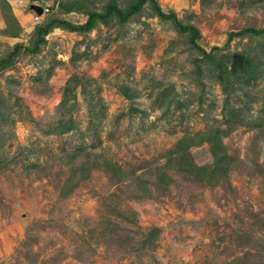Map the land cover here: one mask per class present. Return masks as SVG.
I'll list each match as a JSON object with an SVG mask.
<instances>
[{
    "label": "rangeland",
    "instance_id": "obj_1",
    "mask_svg": "<svg viewBox=\"0 0 264 264\" xmlns=\"http://www.w3.org/2000/svg\"><path fill=\"white\" fill-rule=\"evenodd\" d=\"M109 1L0 0V59L21 45L0 68V264H264V64L228 95L200 51L219 46L229 68L249 48L264 62V33H240L264 29V0H157L199 30V47L148 2L126 21L53 27L30 49L37 25H80ZM67 2L80 9L65 12ZM31 3L49 10L37 15ZM233 108L247 116L228 125ZM67 118L76 128L57 133ZM213 127L227 173L212 171L208 142L169 154Z\"/></svg>",
    "mask_w": 264,
    "mask_h": 264
},
{
    "label": "trees",
    "instance_id": "obj_2",
    "mask_svg": "<svg viewBox=\"0 0 264 264\" xmlns=\"http://www.w3.org/2000/svg\"><path fill=\"white\" fill-rule=\"evenodd\" d=\"M150 3V5L156 10V12L160 15L162 18H172L175 20V22L178 25V28L181 32H187L189 34V40L191 44L195 45L196 47H199L197 43V38L200 36L199 30L193 26V25H184L182 24L178 19L174 12H165L162 7L158 4L157 0H131L129 4L126 7H121L116 0H110L106 6L101 11L98 10H92V9H86L85 11L88 14L87 20L85 23L77 25L73 24L66 18H60V17H54L50 18L45 23L39 24L36 26V37L34 39V46L30 49L32 51H35L39 48V45L43 42H46V35L52 30L53 27H65L72 31H87L92 28H94L99 22L108 23L111 21L114 17L119 18L121 21H126L131 15L134 13L140 11L142 6L145 3ZM81 4V3H80ZM79 3H69L62 4L63 9L65 12H71L73 10H79L80 9ZM30 9L33 10L37 15L44 12V7L41 5H37L34 3H31L29 5ZM41 10V12H40ZM11 21V20H9ZM8 27H10V31L8 32L11 36H17L19 32L22 30L21 25L18 23L16 19H13V23L10 24ZM246 31L252 32L254 35H261L264 33V29H257L254 27H248L245 30H242L240 33H246ZM234 34H232L233 36ZM231 36V37H232ZM231 37L229 39H231ZM20 44L16 45L14 47V50L12 53H10L6 58L0 59V68H4L11 63H13V56L15 52H17L20 48ZM200 51L204 54L202 56V62L206 63L208 69L217 77L222 80V87L224 89V92L229 95V85L234 80H238L240 85L242 84V76L246 75V82H249L250 79H254L259 74L258 71L260 70V67L264 64L262 62V58H260L257 53L253 49H246L242 50V52L237 53L234 65L232 68H229L227 64L226 57L223 56L221 53L222 49L219 46H214L211 51H206L205 49H200ZM264 60V59H263ZM202 67V64H201ZM258 73V74H257ZM173 98H170L169 96H166L165 101H170ZM67 100V98H66ZM229 100V98L226 99V103ZM65 102V101H64ZM231 111L230 116L227 119V123L232 124V120L235 118L237 122L245 118L247 114H241L242 112L239 111L237 108H233ZM238 117V118H237ZM76 128V125L74 124V121L71 118L67 119H61L56 126V132L57 133H67ZM203 142L210 143V149L213 153L214 160L211 164L212 171L216 172L219 170H223L224 173H227L228 171V165L227 163L223 166V163L225 159H227L226 151L222 142V135L220 130L217 127L210 128L209 130L205 132L197 133V135H184L176 144L175 149L171 150V153L175 152H184L187 149H189L193 145H199ZM81 151H75L71 153L68 157V162L74 161L79 155H81ZM100 160H94V164L101 165ZM89 163V161H86V164ZM103 166L106 169H109L114 177H118L121 175V169L116 166L113 162H110L109 160H105L103 163ZM81 167V165H80ZM79 167V168H80ZM187 171H192L195 174H197L199 177H203L204 173H207L208 167L207 166H198L195 164L190 163L188 167L185 168ZM78 171V168L72 167V176H76V172ZM83 177V176H82ZM165 177V178H164ZM163 179L169 180V177L167 175H163ZM66 186L67 183L64 184L62 189V195L66 194ZM157 235V230H152L149 232L148 236L143 240L142 245L140 247H146L149 243L153 241V239Z\"/></svg>",
    "mask_w": 264,
    "mask_h": 264
},
{
    "label": "built area",
    "instance_id": "obj_3",
    "mask_svg": "<svg viewBox=\"0 0 264 264\" xmlns=\"http://www.w3.org/2000/svg\"><path fill=\"white\" fill-rule=\"evenodd\" d=\"M49 10V8H45V11H48Z\"/></svg>",
    "mask_w": 264,
    "mask_h": 264
},
{
    "label": "clouds",
    "instance_id": "obj_4",
    "mask_svg": "<svg viewBox=\"0 0 264 264\" xmlns=\"http://www.w3.org/2000/svg\"><path fill=\"white\" fill-rule=\"evenodd\" d=\"M44 11H45V8H44ZM44 13V12H43ZM43 13H40V14H38V15H41V14H43Z\"/></svg>",
    "mask_w": 264,
    "mask_h": 264
},
{
    "label": "water",
    "instance_id": "obj_5",
    "mask_svg": "<svg viewBox=\"0 0 264 264\" xmlns=\"http://www.w3.org/2000/svg\"><path fill=\"white\" fill-rule=\"evenodd\" d=\"M40 12H41V10H40Z\"/></svg>",
    "mask_w": 264,
    "mask_h": 264
}]
</instances>
